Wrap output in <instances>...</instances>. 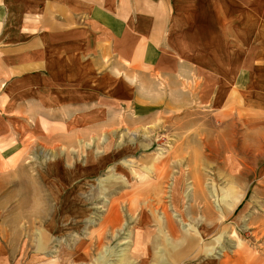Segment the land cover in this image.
Instances as JSON below:
<instances>
[{
	"label": "crops",
	"instance_id": "obj_1",
	"mask_svg": "<svg viewBox=\"0 0 264 264\" xmlns=\"http://www.w3.org/2000/svg\"><path fill=\"white\" fill-rule=\"evenodd\" d=\"M106 105L144 120L154 113L153 121H162L171 113L173 125L196 112L221 127L236 117L244 135H263L264 0H0V141L12 137L23 144L30 133L44 144L57 134L77 140L99 124L96 115ZM207 142L226 149L227 131ZM18 155L11 152L13 159ZM4 160L1 151L0 208ZM241 196L233 197V206ZM24 207L26 214L10 221L15 239L0 213V264H53L28 250L37 217ZM163 217L143 213L139 220L166 223L172 233L173 216ZM202 228L184 234L174 254L149 248L165 232L141 234L139 264H264L256 255L242 257L239 248L224 253L221 240L219 247L202 245ZM12 240H22V251ZM74 251L59 255L82 261L83 249Z\"/></svg>",
	"mask_w": 264,
	"mask_h": 264
},
{
	"label": "rangeland",
	"instance_id": "obj_2",
	"mask_svg": "<svg viewBox=\"0 0 264 264\" xmlns=\"http://www.w3.org/2000/svg\"><path fill=\"white\" fill-rule=\"evenodd\" d=\"M170 116L153 121V113L144 120L138 112L106 105L96 115L99 124L77 140L69 135L62 141L57 134L44 144L30 133L23 144L12 137L0 141L6 171L0 213L10 223L15 215L26 214V205L35 212L36 240L34 245L31 238L28 250L37 261L139 264L141 234L153 238L165 232V239L149 248L174 254L183 247L182 236L193 229L201 232L203 224L202 245L219 247L221 240L224 253L239 248L242 257L264 259V134L244 135L236 117L221 127L203 112L191 115L192 121L182 114L185 118L174 125ZM224 130L226 149L207 142ZM12 151L19 153L17 158ZM143 213L163 220L173 216L176 228L171 233L166 223L162 227L152 218L141 223ZM12 224L5 226L15 239ZM12 241L16 252L22 251V240ZM63 249H83L85 256L78 262L75 256L60 257Z\"/></svg>",
	"mask_w": 264,
	"mask_h": 264
}]
</instances>
